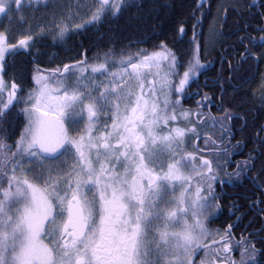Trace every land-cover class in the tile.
<instances>
[{
	"label": "snow or ice",
	"instance_id": "1",
	"mask_svg": "<svg viewBox=\"0 0 264 264\" xmlns=\"http://www.w3.org/2000/svg\"><path fill=\"white\" fill-rule=\"evenodd\" d=\"M21 2L0 0V13L6 12V4L19 6ZM61 7V14L70 20L83 19L80 13L87 15L89 18L84 24L75 25L82 28L107 15L117 16L127 7V0H77L75 4ZM66 31V25L60 27L61 38ZM260 39L264 41V37ZM30 40L29 36L10 45L8 37L0 32V119L17 100L19 90L12 83L4 100V89L8 87L2 78L5 54H14L18 47L26 49ZM160 47L161 51L148 55H143L141 50L122 56L118 72H108L106 63L85 67L82 61L65 65L62 70L49 74L58 88L49 85L48 76L33 78L36 88L28 93L31 106L22 110L27 125L15 142V151L0 138V264H193V256L200 248L205 249V260L199 264H216L214 257L218 252L230 251L227 243L222 249H211L203 243L206 237L216 233L205 228L197 218L204 206L201 202L208 199L201 196L199 187L195 188V199L190 201L193 223L183 219L189 214L184 201L193 176L185 175L182 169L190 165L198 180L204 175L201 169L207 170L209 179L216 177L210 160L200 157L197 165L194 163L197 157L186 152L181 154L186 132L198 135L194 127L168 128L163 135L156 131L177 119L176 112L169 111L167 98L163 109L157 103V86L164 91L170 85L169 73L156 82L149 81L145 91L144 79L150 75L159 77L162 61H168L172 72L176 70L175 53L163 42ZM134 58L139 62L133 63ZM197 66L202 67L198 58L194 64L189 62L188 71L179 80L178 92L183 91L190 73L195 75L193 68ZM153 67L157 69L155 73L151 71ZM89 68L91 73L107 75L110 79L97 83L93 77H85ZM64 74L76 77L73 85L65 83ZM129 80L135 82L136 90ZM69 88L73 89L71 94ZM93 91L97 93L95 97ZM86 99L91 102L85 103ZM171 103L175 105L179 101ZM44 108L55 111L56 117L50 118ZM101 114H110L112 123L103 125L104 131L94 136ZM179 115L187 122V112ZM85 118L84 134L70 136L64 120L76 124ZM157 151L167 153L171 161L166 164L167 171L157 172L149 167ZM66 156L71 157L72 163L62 159ZM47 161L53 163L49 165ZM61 164L66 166V171ZM118 164L123 167V173L116 171ZM238 167L236 178L252 165ZM30 172L36 173V179L43 186L28 179ZM4 181L7 188L3 187ZM177 186L183 190L168 202L178 207L162 208L166 194ZM207 190L215 199L210 184ZM57 217L64 219L57 222ZM176 226L181 230H170ZM149 233L153 236L151 241L147 239ZM42 235L51 238V246L43 243ZM226 239L227 235L220 237L221 241ZM255 251L254 246L251 253L245 249L239 262L228 257V264H248Z\"/></svg>",
	"mask_w": 264,
	"mask_h": 264
},
{
	"label": "flooded vegetation",
	"instance_id": "2",
	"mask_svg": "<svg viewBox=\"0 0 264 264\" xmlns=\"http://www.w3.org/2000/svg\"><path fill=\"white\" fill-rule=\"evenodd\" d=\"M76 1L40 0L37 2V0H32L29 3V0H22L19 6L6 4V12L0 13V32L10 33V36L15 40L9 43L18 44L20 39H24L20 36L26 30H38L39 28L47 30L43 27L47 26L49 15L55 11L61 15L63 12L61 6L73 4ZM232 7L237 14L235 34L238 36V44L236 48L241 55L240 65L236 69L242 71V77L245 76L247 72L245 69L248 70L250 65L253 66V72L248 78H244L243 83L238 85L232 84L231 81L224 82V77H222L223 82L212 78L211 75L214 73H211V70L214 66L205 69L206 77L202 84L205 96L199 98L198 90L196 88L191 90L190 87V94L184 99L186 102L191 99L197 109L193 113L194 110L188 105L178 110V113L187 112L189 115L187 122L181 118L179 121L188 124L192 120V124L180 125L181 128L194 127L198 134L193 136L192 133L186 132L187 140L181 153H191L197 157L194 161L197 165L200 163V157L212 162V174L216 179H209L207 182V176L209 177L210 174H207L206 169H201L200 171L204 173L203 178L199 179L200 182L195 186L193 177L190 190L187 193L191 192L190 194L194 195L195 188L199 187L200 194L206 196L208 185L210 184L212 187L215 195V199L210 195V200L215 208L212 217L220 223V226L208 227L216 234L203 243L208 244L211 249H222L225 243L230 248L228 253L220 251L216 254L214 257L216 264H228V257L239 262L241 253L245 252V249L251 253L252 246L256 251L254 258L248 260V264H264V121L258 115L257 107L241 110L242 101L240 100L242 88L247 87L251 91L254 102L264 105V41L260 39L264 37V0H237V3ZM226 15L223 14V22ZM87 19L85 17V20ZM84 21L82 23L78 20L71 21L66 25L65 34H68L71 28H76L75 25L84 24ZM89 25L91 24L76 29L83 30ZM242 25L245 27L243 28ZM21 49L25 48L18 47L15 51ZM221 72L220 68L219 79ZM64 76H66L65 83L68 85L72 84L76 78L71 74H64ZM52 85L57 86L55 82ZM229 93L232 94L231 97H229ZM224 97L231 100L227 99L226 102L223 100ZM195 98L198 99L195 100ZM173 101H175L174 92L169 103V111H176L177 104L173 105L171 103ZM243 112L252 115H243ZM172 122L170 121L168 125H171ZM64 125L71 136L69 122L64 120ZM168 125H161L160 128L167 129ZM79 130L74 127V133ZM77 133L78 136L81 135L79 132ZM206 140L207 143H205ZM246 164H251L252 167L241 171L239 178H236L235 173L240 170L238 166ZM182 171L185 175H190L191 166L186 165ZM27 176L31 180L34 178L31 174H27ZM229 178H231V182H227ZM221 181L225 182L221 183ZM177 187H175L176 190ZM170 207V210L176 209L172 205ZM229 225H231L230 231L228 230ZM217 230L219 231L217 232ZM225 235H227V239L221 241L220 237ZM148 238H150V233ZM212 241H217V243H212ZM199 255L202 257L201 260H205V249H197L196 257Z\"/></svg>",
	"mask_w": 264,
	"mask_h": 264
},
{
	"label": "trees",
	"instance_id": "3",
	"mask_svg": "<svg viewBox=\"0 0 264 264\" xmlns=\"http://www.w3.org/2000/svg\"><path fill=\"white\" fill-rule=\"evenodd\" d=\"M224 2L225 0H127V7H123L117 16L107 15L101 21L83 30L71 28L63 38L58 33H35L31 36L26 49L15 51L4 61L3 74L8 82L7 90L11 91L12 83L17 84L19 87L17 101L19 102L16 101L13 106H10L3 119H0V138L4 143L13 146L11 151H15V142L27 125V118L22 110L26 107L28 93L36 88L33 78L37 73H44V70H62L65 65L82 61L84 66L102 62L109 64L114 62L117 65L122 56L127 57L141 50L143 55L162 50L161 42L177 57L173 76L174 99L179 101L176 111L190 105L194 113L197 109L196 104L191 99L188 102L184 99L190 94V87L191 90L194 88L198 90L199 98L205 96L202 84L207 67L214 66L211 70L214 75L211 77L217 81L221 82L224 77V82L231 81L232 84L238 85L253 72V66L250 65L248 70L245 69L247 72L242 77V71L236 69L240 65L241 55L236 48L238 44V36L235 34L237 14L232 6L237 3V0L232 3L226 2L227 4ZM226 8H228V14L223 22L222 17ZM55 12L51 15H55ZM214 22L219 23L218 39L213 40L214 44H209ZM242 27L245 26L242 25ZM181 28L183 32L180 31ZM106 54H108L107 61ZM196 58L199 59L202 67L193 68L195 75L190 73L189 81L185 84L183 91L178 92L176 89L179 80L183 78L184 72L188 71L189 62L194 64ZM220 68L222 72L219 79ZM232 70L234 71L231 75ZM231 96L232 94L229 97ZM240 97L241 110L257 107L258 115L264 121V105L254 102L251 91L247 87L242 88ZM227 99L223 98L226 102L231 100ZM4 100H7V95H4ZM247 114L252 115L243 112V115ZM173 122L184 126L192 124V120L188 124L178 119ZM3 187H8L6 181L3 182ZM206 224L209 228L220 226L214 218L209 219ZM201 258L200 255L196 257L195 253L193 264H199Z\"/></svg>",
	"mask_w": 264,
	"mask_h": 264
},
{
	"label": "rangeland",
	"instance_id": "4",
	"mask_svg": "<svg viewBox=\"0 0 264 264\" xmlns=\"http://www.w3.org/2000/svg\"><path fill=\"white\" fill-rule=\"evenodd\" d=\"M234 0H225V4H227L226 2H229V3H232ZM77 2V1H76ZM76 2H74L73 4H75ZM81 14H84V13H80ZM58 13L55 12V15L52 16L50 14V18H49V22L47 21L46 24L47 26H44L43 28H47L48 27V33L51 32V30H55V27L56 25H64V23H66L65 25L69 24L71 21H75V19H72L70 20L67 16H64L61 14V16L58 17ZM82 16V15H81ZM57 29V28H56ZM40 30V32L42 33V29H38V30H33V29H28L25 31V33L21 34L20 37H25V36H30L31 35H34L35 33H39L38 31ZM218 30H219V23L217 22H214L213 24V27H212V30L210 32V36H209V44H214V41L218 39ZM5 34V33H4ZM7 37H8V41H12L13 39H11V36L9 34H5ZM214 40V41H213ZM213 41V42H211ZM10 45H12L13 43H8ZM158 51H161V50H157V51H154V52H158ZM150 53H153V52H150ZM150 53H147L145 55H148ZM7 53L5 54V58H4V61L7 57ZM4 61H3V65H4ZM133 63H138L139 61L138 60H134L132 61ZM103 63V62H102ZM100 63V64H102ZM107 64V70L108 72H118L120 71V65L119 64H115V63H112V64H109V63H106ZM99 65V64H97ZM88 66H94V65H86L85 67H88ZM151 71L153 73H155L157 71V69L155 67H153L151 69ZM159 72H160V76H156V75H150V76H146V78L144 79V84H145V91H147V88H148V85H149V81H152V82H156L160 79H162L164 77V74L165 73H169V75L167 76V79L171 82L169 86H167L165 88L164 91H160L159 87L157 86V90H156V95H157V103L160 104V107L161 109H163L164 105H163V101L165 98H167L170 102L171 100V96H172V92L174 90L173 88V83H174V72L172 73V71L169 69L168 67V61H162L161 62V65H160V69H159ZM37 75H44V76H48L49 77V80H48V83L49 85L52 87V88H55L54 85H52V83L54 82V79L53 77H51L49 74L47 73H37ZM78 75V74H77ZM84 76L85 77H93L94 78V81L99 83L100 81H105L107 82L110 77L107 76V75H101L100 73H91V70L89 68V70L87 72L84 73ZM2 78H3V81H4V84L8 86V82L6 81L5 77H4V74L2 73ZM76 79V78H75ZM85 83H87V80L84 81ZM129 83L133 86V90H136L135 88V82L133 80H129ZM74 84V81L72 84L70 85H73ZM101 87H103V85H101ZM58 88V87H56ZM73 89L72 88H69V92L71 94V91ZM91 90V88L89 89ZM4 93L5 95H7L8 93V90H7V87L4 89ZM53 95H55V93H53ZM92 95L93 97H95L97 95V93L95 91L92 92ZM147 98V97H146ZM91 102L90 99H86L85 100V103H89ZM26 104H27V107L25 108H29L31 106V102L28 100H26ZM121 108H123V104L121 105ZM43 111L47 112L49 114V117L50 118H55L57 113L55 111H52L48 108H44ZM108 110L105 109V112H107ZM189 116V115H188ZM178 118H181L179 113H178ZM182 119V118H181ZM66 122H69V120L65 119ZM112 123V120L110 118V114L108 116L104 115V114H101L100 116V119L98 121H96V128L94 129V132H93V135H98L100 132H103L104 131V128H103V125L107 124V125H111ZM181 123V122H180ZM70 129H71V136L76 138L78 137V133L79 132L81 135L84 134V128L87 124V120L86 118L83 119V120H79L78 123L76 124H72L70 123ZM74 125V126H73ZM74 127L75 129H80L79 131H75L74 133ZM173 127H181L179 123H172L171 125H168L167 129H161L160 127L156 129V131L159 133V134H166L167 133V130L168 128H173ZM187 140V137L185 135L184 137V143L182 145V150H183V146L185 145V142ZM114 142V141H113ZM179 151V150H178ZM183 154V153H181ZM62 159H67L69 161V163H72V160H71V157L70 156H66V157H63ZM168 162H171L168 158V155L167 153H161V152H154V162L149 164V167L150 168H153L155 169L157 172H160L161 169H163L164 171H167V168H166V164ZM47 163H49V165H51L53 162L52 161H47ZM56 163H59L58 161ZM60 167L62 169H64L65 171L67 170L66 166L64 165H60ZM116 171L118 173H123L124 169L121 165H116ZM17 173L20 174V172L18 171ZM190 175H192L194 177V181H195V186L198 185V183L200 182V180L196 179L195 176L196 174L194 172L189 171ZM27 174H31L34 178H36V173L35 172H30V173H27ZM209 181V177L207 176V182ZM38 184V183H37ZM42 184V183H41ZM183 189L180 188V187H177V190L176 188L174 189V191L172 192H169L168 194H166V197H165V201L161 204V207L162 208H167V209H171L170 205H172L173 207L177 208L178 206L176 204H172V203H169L168 201H171L173 199V197H178L181 193ZM191 192L189 193H186L185 195V201H184V207H187L189 209V214L187 216H184L183 219L184 220H187V222L189 224H192L193 223V219H192V215H191V205H190V201L194 200L195 199V193L194 195L190 194ZM203 196V195H201ZM208 197L207 201H202L201 203H203V208H201L199 210V212L197 213V218L199 220H201L205 226V228L208 229L207 225H206V221L212 217V215L214 214L215 212V208L213 206V202L210 200L211 199V196L209 195V193L207 192V195ZM89 199H92V195L89 194ZM53 203L55 204V201H53ZM20 205H16V207H19ZM64 219V217H57V222H59L60 220ZM170 230H173V231H180L181 228L179 226H176L175 228H171ZM209 230V229H208ZM210 231V230H209ZM212 232V231H211ZM46 239V241H44L45 239H43V237H41V240L43 241V243L45 244H49V246H51L50 244V240L51 238L50 237H44ZM210 237H206L204 239V241H207L209 240ZM48 239V240H47ZM147 239L149 241H151L153 239V236L152 234L150 233V238L147 237Z\"/></svg>",
	"mask_w": 264,
	"mask_h": 264
},
{
	"label": "water",
	"instance_id": "5",
	"mask_svg": "<svg viewBox=\"0 0 264 264\" xmlns=\"http://www.w3.org/2000/svg\"><path fill=\"white\" fill-rule=\"evenodd\" d=\"M16 97H17V93H16ZM14 103H15V101H13V104L12 105H14Z\"/></svg>",
	"mask_w": 264,
	"mask_h": 264
},
{
	"label": "crops",
	"instance_id": "6",
	"mask_svg": "<svg viewBox=\"0 0 264 264\" xmlns=\"http://www.w3.org/2000/svg\"><path fill=\"white\" fill-rule=\"evenodd\" d=\"M47 227H48V226H47V225H45V228H46V229H47ZM42 236H43V235H42ZM42 236H41V237H42Z\"/></svg>",
	"mask_w": 264,
	"mask_h": 264
}]
</instances>
